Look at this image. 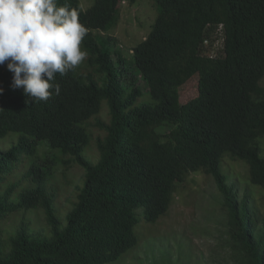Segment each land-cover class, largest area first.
<instances>
[{
  "label": "trees",
  "instance_id": "trees-1",
  "mask_svg": "<svg viewBox=\"0 0 264 264\" xmlns=\"http://www.w3.org/2000/svg\"><path fill=\"white\" fill-rule=\"evenodd\" d=\"M124 0H58L75 8L87 35L82 63L56 82L60 95L34 102L13 89L7 62L0 66V140L17 141L0 156V181L34 158L47 144L85 171L84 183L62 223L54 196L45 188L48 169L33 163L34 187L11 202L16 185L0 195V222L20 211L43 210L47 236L21 228L0 264H111L139 245L136 211L155 223L170 210L178 186L192 173L213 177L227 212L229 238L244 264H264V222L240 202L222 171L225 157L246 163L252 185L264 190V0H154L158 14L146 38L133 49V62L151 101L122 78L109 45L95 31L119 21ZM134 1V0H133ZM222 51L207 54L213 38ZM207 42V44H206ZM105 43V44H104ZM106 101L109 119H96V164L83 157L91 142L90 120Z\"/></svg>",
  "mask_w": 264,
  "mask_h": 264
},
{
  "label": "rangeland",
  "instance_id": "rangeland-1",
  "mask_svg": "<svg viewBox=\"0 0 264 264\" xmlns=\"http://www.w3.org/2000/svg\"><path fill=\"white\" fill-rule=\"evenodd\" d=\"M82 8L90 9L96 0H80ZM158 6L154 0H124L120 6L117 25L108 32L95 31L105 45H109L118 65L124 60L126 72L123 82L130 87L136 85L142 94L136 106L151 101L147 87L136 70L133 62V49L143 41L155 23ZM223 39L220 35L213 38L207 54L216 56L222 51ZM121 65V68H123ZM264 89V79L261 81ZM109 108L106 101L102 103L101 113L90 120L91 142L85 148L83 157L96 164L100 155L96 140L104 133L96 128V119L108 121ZM17 134L0 140V156L17 141ZM261 156L264 157V137L259 138ZM19 165H12V172L0 181V195H4L10 186L16 185L11 202H16L19 194L34 187L27 172L32 164L38 163L48 169L45 188L54 196V208L62 223L72 208V202L78 194V188L84 183L85 171L73 162L69 156L61 155L43 143L34 158L22 157ZM222 171L229 186L233 187L240 202H245L255 213L257 219L264 222V190L251 184L249 171L245 162L225 157ZM138 224L135 233L139 245L111 264H244L239 252L235 250L229 238L227 212L221 204V194L213 177L201 172L192 173L178 186L168 214L155 223L148 222L145 209L136 211ZM26 228L30 236H47L49 229L43 210L20 211L6 216L0 222L2 234V253L10 249V240L21 228Z\"/></svg>",
  "mask_w": 264,
  "mask_h": 264
},
{
  "label": "clouds",
  "instance_id": "clouds-1",
  "mask_svg": "<svg viewBox=\"0 0 264 264\" xmlns=\"http://www.w3.org/2000/svg\"><path fill=\"white\" fill-rule=\"evenodd\" d=\"M86 35L78 10L58 0H0V66L7 62L12 88H22L34 102L60 95L56 75L86 58L81 48Z\"/></svg>",
  "mask_w": 264,
  "mask_h": 264
},
{
  "label": "built area",
  "instance_id": "built-area-1",
  "mask_svg": "<svg viewBox=\"0 0 264 264\" xmlns=\"http://www.w3.org/2000/svg\"><path fill=\"white\" fill-rule=\"evenodd\" d=\"M206 44H207V42H206Z\"/></svg>",
  "mask_w": 264,
  "mask_h": 264
}]
</instances>
